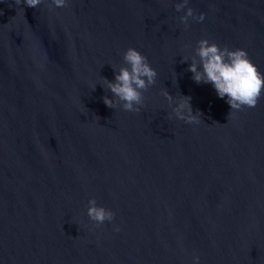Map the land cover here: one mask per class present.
<instances>
[{
  "label": "water",
  "instance_id": "1",
  "mask_svg": "<svg viewBox=\"0 0 264 264\" xmlns=\"http://www.w3.org/2000/svg\"><path fill=\"white\" fill-rule=\"evenodd\" d=\"M177 2L0 0V264H264V97L229 116L187 71L207 37L264 72V0H189L188 28ZM129 47L158 73L138 113L103 102Z\"/></svg>",
  "mask_w": 264,
  "mask_h": 264
},
{
  "label": "clouds",
  "instance_id": "2",
  "mask_svg": "<svg viewBox=\"0 0 264 264\" xmlns=\"http://www.w3.org/2000/svg\"><path fill=\"white\" fill-rule=\"evenodd\" d=\"M17 6L38 8L42 0H15ZM55 8H63L68 0H51ZM189 0H180L175 4L177 12L183 14L179 17L185 28L190 27V19L197 23L205 19L206 14L196 15L192 7H187ZM186 8V11H185ZM190 71L192 79L196 83L211 84L220 98L227 97L230 105L229 116L234 111L253 109L264 97V72L250 58L244 48H230L227 45L210 41L207 37L197 41L195 55L191 56ZM189 61L188 56L183 61ZM113 67V66H112ZM115 79L104 77L106 91L112 96L103 97L104 104L112 109L122 108L124 111L138 113L145 104L144 93L156 83L157 70L149 63L147 57L136 47H129L123 53V63L113 67ZM105 88V86L103 85ZM94 86L93 90H95ZM172 111L168 119L182 120L188 124H199L202 114L193 111L190 103L191 97L181 95L179 99L174 97L167 89L163 91ZM203 121V120H202ZM87 215L94 222L95 227L103 225L106 221L115 219V212L102 205H98L95 198L89 200ZM115 231H120L115 226ZM200 257L193 258V264H199Z\"/></svg>",
  "mask_w": 264,
  "mask_h": 264
}]
</instances>
